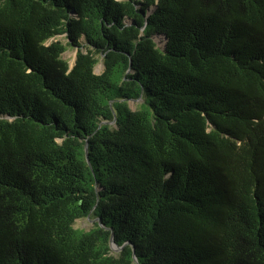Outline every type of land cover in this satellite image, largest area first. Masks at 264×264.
Returning a JSON list of instances; mask_svg holds the SVG:
<instances>
[{
  "label": "trees",
  "instance_id": "trees-1",
  "mask_svg": "<svg viewBox=\"0 0 264 264\" xmlns=\"http://www.w3.org/2000/svg\"><path fill=\"white\" fill-rule=\"evenodd\" d=\"M0 264H264V0H0Z\"/></svg>",
  "mask_w": 264,
  "mask_h": 264
},
{
  "label": "rangeland",
  "instance_id": "rangeland-1",
  "mask_svg": "<svg viewBox=\"0 0 264 264\" xmlns=\"http://www.w3.org/2000/svg\"><path fill=\"white\" fill-rule=\"evenodd\" d=\"M57 39L61 40L63 43L65 42V39L63 36H60ZM75 55H76V48H70V47L62 54L63 58L68 61L70 66L73 65L74 63ZM94 71L96 73H100L102 71L101 62L97 64ZM136 104L137 103L135 101H130V107L132 109H135ZM95 222H96L95 218L87 216V217L79 218L75 220L74 227L84 229V230H89L94 226Z\"/></svg>",
  "mask_w": 264,
  "mask_h": 264
},
{
  "label": "water",
  "instance_id": "water-1",
  "mask_svg": "<svg viewBox=\"0 0 264 264\" xmlns=\"http://www.w3.org/2000/svg\"><path fill=\"white\" fill-rule=\"evenodd\" d=\"M110 246H111V248L113 249V250H115V251H118L120 248H117L116 246H115V244L113 243V240H112V238L110 239ZM133 257L135 258V256L133 255Z\"/></svg>",
  "mask_w": 264,
  "mask_h": 264
}]
</instances>
